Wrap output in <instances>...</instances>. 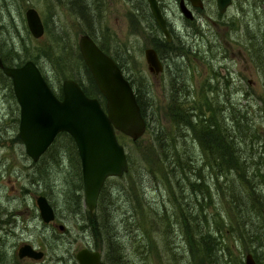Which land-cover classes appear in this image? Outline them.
I'll return each instance as SVG.
<instances>
[{
  "label": "rangeland",
  "instance_id": "374dc122",
  "mask_svg": "<svg viewBox=\"0 0 264 264\" xmlns=\"http://www.w3.org/2000/svg\"><path fill=\"white\" fill-rule=\"evenodd\" d=\"M178 1L158 0L169 30L173 34L172 43L165 52L167 56L161 58L164 69L158 75L149 72L144 58V48L155 46L156 39L163 36L158 25L155 27H158L160 32L154 27L156 22L152 13L148 16L144 9L150 12L147 1L101 0L93 4L87 2L86 6L91 7L90 11H96L98 18L95 24L100 41L109 53L117 58L123 73L130 77L136 86L145 85L143 90L147 111L144 118L147 126L144 133L135 140L117 132L118 140L124 145L132 169L128 170L123 178L115 180L117 182L111 198L121 196L119 192L122 193L121 198L133 196L131 189L134 188L132 198L135 200L145 199L152 203L159 201V205L165 203L167 208L174 210L163 184L164 178L159 179L157 152L151 147L165 131L173 136V140H180L179 145L181 140H190L188 143H191L194 151L196 168L190 173V178L185 175L181 183L194 180L200 172L202 178H196L195 183L201 182L200 188L207 186L204 189L209 192L205 193L204 199L207 211L210 214L216 210L220 219L227 220L230 218L228 196L221 188L225 183L215 182L212 169L202 167L205 155L197 141H193L194 144L191 142L198 140L195 132L193 134V128L188 125L182 128V131L175 129L168 113L171 93L169 88L174 80L176 87L179 86L178 91L187 83L189 95L186 104L193 107V113L196 114L192 120L194 122L195 119L211 114V106L213 108V105H216L213 91L218 85L224 94L227 93L223 96L224 105L230 108L231 111L228 110L226 113L232 112L234 122L239 121L242 128L247 127L249 122L257 126L258 131L255 132L252 149L256 155L258 152L264 154V119L259 116L261 112L259 108L264 101V82L249 54L250 42L244 33V23L251 21L250 33L264 37V0H232L224 12L218 11L215 0H202V7L191 6L186 0L194 14L192 20L181 14ZM29 6L38 10L44 22L45 29L41 37L32 36L27 27L24 11ZM99 8L101 13L97 11ZM78 9V7L71 9L67 0H0L1 53L8 57L17 52L26 57L39 54V63L57 93L65 77L78 79L84 86L93 89L94 84L82 63L77 43L79 34L89 24L84 21ZM59 35H67L66 41L68 40L69 44L66 45V42L61 40L55 46V37L58 38ZM43 49L50 54L42 55ZM226 80H229L228 84L224 83ZM96 95L97 93L93 92V96ZM18 115L19 106L16 98L0 75V216H6V210L15 211L14 217L17 222L14 228L17 235L7 236L5 245L27 240L43 247L45 255L39 261L31 262L33 264H78L74 252L80 246L99 249L104 259L102 245L98 242V246H94V236L88 230L84 214L75 210L74 198L80 196V193L76 192L80 185L74 184L68 175L72 173L74 162L76 163L72 142L59 138L54 141L53 149H60L61 161L58 163L55 158L48 157L50 160L45 164L50 168V173L48 171V174L40 175L37 171L43 167L47 157L42 156L37 162H33L25 153L24 145L17 133ZM245 117L248 120H245ZM249 151L250 149L246 150L243 155H251ZM251 158L257 161L256 156L251 155ZM144 165L149 171L145 169L139 172V166L144 168ZM151 167L156 175L148 173ZM43 176L45 178L41 180ZM139 177L143 178L141 192L137 185H134L136 180L141 181ZM222 178L223 176L219 177L218 181ZM122 183L124 189H121ZM23 187H28L27 191H30V194L23 192ZM33 189L46 194L54 204L56 216L65 226L63 231L43 225L37 214L38 210L31 203L33 198L29 196L32 192L36 193ZM195 199L203 201L199 191ZM111 211L115 218L114 229L120 234L124 233L119 243L121 249L116 252V264H170L162 250L161 231L159 230L158 236L155 227L148 225V219L145 218L142 223L146 225L144 228L151 241L150 251L143 246L145 239L138 237L132 240L133 234L142 232V227L141 230L133 231L136 221L132 220L133 216L122 221L121 218L124 217L122 205L115 211L112 208ZM226 225H229L227 229L229 231L227 233L223 231L222 236L227 248L225 247V256H222L221 260L230 258L228 264H232L241 258L244 264V256L253 244L250 243L249 237L241 238L238 232L231 231L230 222L227 221ZM184 237L183 229L178 228L172 235L178 256L181 253L180 258L187 246ZM186 252H189V249ZM63 259L66 261L63 262ZM182 260L183 264H204L203 261L198 262L196 256L191 259L184 257ZM178 264L182 263L178 261Z\"/></svg>",
  "mask_w": 264,
  "mask_h": 264
},
{
  "label": "trees",
  "instance_id": "16d2710c",
  "mask_svg": "<svg viewBox=\"0 0 264 264\" xmlns=\"http://www.w3.org/2000/svg\"><path fill=\"white\" fill-rule=\"evenodd\" d=\"M67 2L71 9L78 7L82 18L89 24V26L83 29L81 33H88L104 51L109 53L108 49L100 41V36L95 24L96 19L98 18L96 16V11H90L91 7L86 6L87 2L93 4L97 1L67 0ZM92 7L94 6L92 5ZM144 9L148 16H150L151 12L146 8ZM97 11L101 13L100 8ZM155 26L156 23L154 27ZM251 26V21L244 23V33L246 34V39L250 42L248 51L255 68L260 73L264 82V37H259L250 33L252 29ZM155 29L159 31L158 27H155ZM66 37L68 36L59 35L58 38L55 37V46H57L61 40L68 45L69 43L68 40L66 41ZM171 41L172 40L167 41L164 36H162L161 39H156V45L153 47L157 50L159 57L161 56L160 58L167 56L165 52L171 45ZM66 45L64 46V49ZM25 52L27 54V51ZM46 54L49 55L50 53L43 49L42 55ZM109 54L117 61L121 68L117 58L111 53ZM0 56L3 62L9 65H19L27 59H32L38 65L49 86L53 89L45 70L39 63V54L27 55L26 57L21 56L17 52L8 57L1 53L0 50ZM82 63L94 84V90L84 86L80 80H75L80 84L86 94L93 96V92L97 93L96 96L100 99L101 103L104 104V98L98 90L90 71L84 61H82ZM0 75H2L8 89L14 96L11 80L2 72L1 68ZM125 76L133 86L141 113L145 117L147 111L146 96L143 90V88L145 89V85L142 87L136 86L130 77L127 75ZM175 83V80L170 83L169 91H171V93L169 95L168 113L177 131H182V128L184 129L188 125L193 128V134L195 132L198 140H192L191 142L194 144V142L197 141V144L205 155L202 167H209L212 169L215 174V182L225 183V186L221 188L225 190L226 195L228 196L230 218H227V220L224 218L220 219L216 210L215 213L210 214L207 211L204 200L206 198L205 193H209L204 190L207 186L200 188L199 186H201V182L195 183L196 178H202L200 172L194 177V180H186L181 183V180L185 178L184 176L187 175L188 178H190V173L196 168L194 164L196 161L194 151L191 143H188L190 140H181V145H179L180 140H173V136L164 131V134H161L162 137L160 139L158 137V140H155L151 147L157 152V160L159 161V179L164 178L163 184L166 188L167 195H169V201L173 203L174 210L172 208H167L168 206L165 205V203L159 205V201L158 203L157 201L152 203V201L145 199H143V201L135 200L132 198L134 196V188L131 189V194L133 196L121 198L122 193L119 192L121 196L118 195V198H116V196H114L113 199L111 198L114 193L113 191L115 190V182H117L115 180L123 178L127 171L132 169V165L130 166V164L128 170L122 175L111 176L106 179L99 193L97 204L94 207L92 214H90L84 204L81 205V194L74 198L76 205L75 210L84 214L88 230L94 236V246H98V242L102 245L104 259H102L100 264H116V252L121 249L119 243L121 242V235L124 233L120 234L118 233V230L114 229L115 218H113L114 214L111 211L112 208L115 211L119 208V205H122L123 207L122 213L124 214V217L121 218L122 221L129 216H133L132 220H136L133 231H136L137 229L141 230L142 227V232L133 234L132 240L138 237L145 239V244L143 246H145V249L148 251L151 250V241L150 238L147 237L144 228L146 225H144L142 221L145 218L148 219V225L151 224V227H155L158 236L159 230L161 231L160 242L162 250L166 254V258L170 260V264H178V261L183 264L184 262L182 259L184 257L191 259L194 256L198 258V262L203 261L204 263L208 262L210 264H228L230 258L221 260L222 256H225V247L227 248L225 244L226 241L222 236L223 231L224 233L229 231L227 230L229 228V225H226L227 221L232 224L230 226L231 231L238 232L239 237H249L250 243L253 244V247L249 249V252L253 254L257 264H264V172H261V170H264V154L258 152L256 155L255 151L252 149L255 132L258 131L257 126L248 121V126L242 128L239 121L234 122V116H231L233 115L232 112H230V114L228 113L229 115L226 113L228 110L231 111L230 108H227L224 105L225 99L223 96L227 93L225 92L224 94L218 85L215 86V91H213L215 92L213 97L216 99V105H213V108L211 106V114L206 117L195 119V121L192 122L196 114L193 113V107L186 104L189 95L187 89L188 85L187 83L183 84L184 86L180 89L181 91H178L179 86L176 87ZM224 83L228 84L229 80H226ZM53 91L60 96L61 86L59 87L58 93L54 89ZM259 110H261L259 116L264 119V101ZM235 118L237 120V117ZM245 120H248V118L245 117ZM243 131L246 132L244 133ZM58 138L60 140L72 142L75 149L76 163L74 162V166L71 170L72 173L68 175H70V179H72L71 181H73L74 184L80 185L77 190L81 191V166L76 145L71 135L66 131L59 132L55 136L54 141L58 140ZM53 143L44 151L46 155L44 153L42 155L47 158L42 165L43 167L37 171L40 175L48 174V171L50 173V168L45 164L46 161L50 160L49 158H55V161L58 163L61 161V151L60 149H53ZM248 149H250L249 152H251V155L257 157V161H254L253 158H251V155H243ZM251 163L255 165L253 166ZM146 167L147 166L145 165L144 168L139 166L138 171H145V169L146 171H149ZM148 173H150V175H156L152 167ZM222 176L223 178L218 181L219 177ZM44 178L45 176L41 177V180H44ZM139 178L141 181L136 180L134 185H137L141 192V187L143 188V178ZM124 187V183H122L121 189H124ZM121 189L119 188L118 190L120 191ZM197 191L201 193L204 202L195 199ZM127 205H129V207H127ZM159 216L161 217L159 218ZM177 228L181 230L183 229L185 235L184 238H186L187 241L186 250H183L185 253L181 258V253H179L178 256V250H176L177 247L173 244L174 239L172 238V235ZM188 249L189 252H186ZM232 264H243V262L240 258Z\"/></svg>",
  "mask_w": 264,
  "mask_h": 264
},
{
  "label": "water",
  "instance_id": "95a60500",
  "mask_svg": "<svg viewBox=\"0 0 264 264\" xmlns=\"http://www.w3.org/2000/svg\"><path fill=\"white\" fill-rule=\"evenodd\" d=\"M148 7L167 41L172 39L165 16L158 0H146ZM194 7H202V0H188ZM218 11L224 12L232 0H215ZM181 14L194 17L186 0H179ZM27 27L32 36L44 33V24L38 10L29 6L24 11ZM82 59L90 71L104 104L97 96L85 93L71 77L61 82L58 96L49 86L38 65L27 59L19 65H9L0 56V68L11 80V86L19 106L18 136L25 152L37 160L61 132L69 133L76 145L82 177L84 205L92 214L99 193L108 177L120 176L129 168L124 145L117 132L131 139L139 138L146 129V120L136 100L133 86L124 75L117 61L88 33H80L77 39ZM146 66L154 75L163 69V63L153 46L144 48ZM40 216L44 221L54 217V210L45 195L36 198ZM29 244L19 248V255L34 258L42 256ZM75 257L78 264H100L99 249L80 247ZM204 264H210L205 262ZM244 264H257L251 252L244 256Z\"/></svg>",
  "mask_w": 264,
  "mask_h": 264
},
{
  "label": "flooded vegetation",
  "instance_id": "af4514ba",
  "mask_svg": "<svg viewBox=\"0 0 264 264\" xmlns=\"http://www.w3.org/2000/svg\"><path fill=\"white\" fill-rule=\"evenodd\" d=\"M96 1H101V0H96ZM193 19V18H192ZM190 19V20H192ZM171 32V31H170ZM172 34V32H171ZM172 38H173V34H172ZM162 60V59H161ZM163 62V61H162ZM163 69H164V65H163ZM162 69V70H163ZM162 72V71H161ZM160 72V73H161ZM54 141V140H53ZM52 141V143H53ZM51 143V144H52ZM50 144V145H51ZM49 145V146H50ZM48 146V147H49ZM47 147V148H48ZM26 153V152H25ZM44 153V152H43ZM43 153L40 155V157L43 155ZM27 154V153H26ZM28 155V154H27ZM29 156V155H28ZM30 157V156H29ZM40 157L37 160H33L31 157V160L33 162H37ZM29 188L28 187H23V192H27L28 194H30V191H27ZM82 192L80 193L79 190H77V193H80L82 195L83 198V189L81 188ZM33 191H36L33 189ZM43 194L45 195V197L47 198L49 204L52 206L53 210H54V217L53 219L49 220V221H44L41 216H40V210L39 207L37 205L36 202V198L38 195ZM32 195V196H31ZM29 195L30 197H32V201L31 203L33 204V206L38 210V215L40 217V219L43 222V225L45 226H50L52 229L54 228H58L60 231L64 230V224L62 222L59 221V218L56 216V208L54 206L53 203L50 202L49 198L46 196V194H44L43 192H38L36 191V193H33ZM79 195H77L76 197H78ZM77 212V211H76ZM78 213V212H77ZM6 216H0V264H33L31 262H37L39 261L44 255H45V250L43 247L40 246H36L34 244H32L31 242L27 241V240H20L16 243H10V245H5L6 243V237L10 236V235H17L16 230L14 229L16 226V217H14L15 215V211H11V210H6L5 211ZM7 244V243H6ZM23 244H29L30 246L33 247V249H35L36 251H42V256L39 258H34L33 256H29V255H19V248L23 245ZM83 247V246H80ZM79 247V248H80ZM78 248V249H79ZM77 249V250H78ZM76 250V251H77ZM74 252V256L75 253ZM69 252V251H68ZM73 255V254H72ZM63 257V256H62ZM76 259V257H75ZM66 259H63V262H65ZM77 261V259H76ZM78 263V262H77ZM64 264V263H63Z\"/></svg>",
  "mask_w": 264,
  "mask_h": 264
},
{
  "label": "bare ground",
  "instance_id": "6f19581e",
  "mask_svg": "<svg viewBox=\"0 0 264 264\" xmlns=\"http://www.w3.org/2000/svg\"><path fill=\"white\" fill-rule=\"evenodd\" d=\"M172 40V39H171ZM105 49V48H104ZM107 50V49H106ZM114 53V52H113ZM48 57V56H47ZM53 58V57H52ZM49 59V58H48ZM46 60H47V58H46ZM145 99V98H144Z\"/></svg>",
  "mask_w": 264,
  "mask_h": 264
}]
</instances>
